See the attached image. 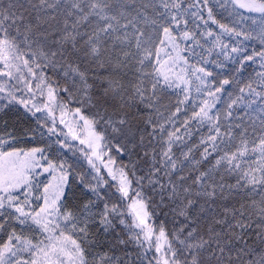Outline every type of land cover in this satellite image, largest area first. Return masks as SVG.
<instances>
[{
  "label": "snow or ice",
  "instance_id": "1",
  "mask_svg": "<svg viewBox=\"0 0 264 264\" xmlns=\"http://www.w3.org/2000/svg\"><path fill=\"white\" fill-rule=\"evenodd\" d=\"M254 39L264 0H0V115L26 125L0 131V264H264ZM214 53L261 70L217 82Z\"/></svg>",
  "mask_w": 264,
  "mask_h": 264
},
{
  "label": "trees",
  "instance_id": "2",
  "mask_svg": "<svg viewBox=\"0 0 264 264\" xmlns=\"http://www.w3.org/2000/svg\"><path fill=\"white\" fill-rule=\"evenodd\" d=\"M243 12L245 16H248L249 14L247 12H244V10H239ZM214 12L216 13V17L218 20H220L221 23L228 24L229 26H235L238 30L244 29V30H251L254 26L252 25V21L250 19H244L241 20L239 17L234 15H229L228 11H225L219 6H216L214 8ZM213 29L218 30L215 25H212ZM223 40L225 43H229V38L227 36L223 37ZM245 46L247 48V54H251L252 51L255 49L256 51H260L262 47L259 40H249L245 42ZM210 60H219L222 64V66H217L216 64L209 63L206 65V67L213 72L214 77L216 78L217 82L223 79H229L232 80L233 77H236L239 80L247 81L250 77H254L255 73L260 71L259 64L253 63V62H247L244 66V68L237 72L236 70L239 68V65L234 63L232 60H226L223 56L217 57L215 53L212 57L209 58ZM226 92H233L236 89V84H230L226 85ZM226 95V93H225ZM7 122L8 128L7 130H13L15 129L17 135H19L26 125L22 121H18L17 117L14 113H8L7 115H0V131H3L4 123ZM62 130L64 133H67L68 129L64 128L62 125L58 127V131ZM63 136H60L59 139H63ZM48 138H46L47 140ZM57 139L56 136H53L50 138V140L53 142L52 144V151L55 152L56 149L59 148V145L55 144L54 141ZM68 142L73 146L71 150L68 148L63 149L62 151L66 153V155L69 158L78 159L79 162L83 165L84 169H88L89 167L84 163V161L81 159L82 153L79 151L80 148L84 147L79 144V141H73L71 137H68ZM37 143L40 146H43L45 141H34L33 143H20L18 146L20 147H31L36 146ZM75 153V155H73ZM126 159V158H125Z\"/></svg>",
  "mask_w": 264,
  "mask_h": 264
}]
</instances>
